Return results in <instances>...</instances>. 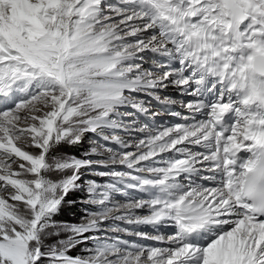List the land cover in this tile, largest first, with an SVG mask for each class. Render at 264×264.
<instances>
[{"label":"snow or ice","instance_id":"obj_1","mask_svg":"<svg viewBox=\"0 0 264 264\" xmlns=\"http://www.w3.org/2000/svg\"><path fill=\"white\" fill-rule=\"evenodd\" d=\"M169 87L188 123L125 124ZM88 133L101 159L53 155ZM0 264H264V0H0Z\"/></svg>","mask_w":264,"mask_h":264},{"label":"rangeland","instance_id":"obj_2","mask_svg":"<svg viewBox=\"0 0 264 264\" xmlns=\"http://www.w3.org/2000/svg\"><path fill=\"white\" fill-rule=\"evenodd\" d=\"M145 56H149V57L145 58V61H143L144 67L145 68L155 67V61H157L159 59V57L154 56V54H152V53H147V54H145ZM158 70L162 71V69H158ZM165 90L166 89H163L160 92L161 100L155 99L156 101L162 103L163 98L165 96L171 97V98L177 100L178 102L181 101L180 99H178L176 97L178 90H176L173 93H169V92H167V90L166 91ZM187 98H189V96H187ZM140 99H145L147 101L146 107L149 110V114L145 115L142 113H138V112H136V110L129 108L128 111L132 113V116L124 118L125 124H131V122L134 120L136 122L137 127H144L145 125H147L150 130L160 129V125H161L163 119L160 117H157V115H152V113H158V115L161 114L158 111V109L152 107L154 98L141 96ZM174 106L176 108H181L182 110L187 111L186 109L182 108L179 103L175 104ZM161 115H164V114H161ZM171 126H173V125H171ZM118 134L121 135V137L123 139L128 141L129 144L133 145V147L126 149V150L127 151H134L135 150V148H134L135 141H137L140 138H143L147 133H142V132L137 131V132H133V133L129 134V133H126V132L121 130L118 132ZM93 139H99V138L94 137V134H92V133H88V134H86V136L83 139L81 144H78L75 146L60 145L53 151V155L58 156V157H65V158L75 157L77 159H87V158L101 159L102 157L86 156V153H88L89 150L93 147V142H92ZM101 142L105 143L106 146H108V147H113V148L118 149L117 145L111 144L109 142H103V141H101ZM33 151H35V150H33ZM96 170L104 171L107 169L100 168L97 166ZM117 170L128 171L123 166H117ZM60 175H63V174H60ZM53 178L54 179L59 178V175H54ZM89 179L95 180L99 183L109 182V178L99 177V176L95 175L94 171H92V170L85 171V173L82 177V181L89 180ZM87 199H88V196H87L86 191L76 190V191L70 192L69 195L66 197V200L68 202L62 206L60 212L53 218L54 221H56L60 225H69V226L79 225L81 223H85L88 213L95 211L96 207H97L95 205L87 203ZM115 199L118 201H123L124 198L120 197V196H116ZM116 223L120 224L121 227H129L128 225L124 224L123 222H116ZM146 228H147V226H141L139 230L144 231V230H146ZM169 232H171V229H169ZM68 235H69V233L61 231L59 235L50 236L47 239L46 243L47 244H55L58 240L66 239L68 237ZM85 235H91V233H87ZM108 235H117V234L108 233ZM119 235L123 239L140 243V240L138 239V237L126 236L122 233ZM152 243H153L152 241H149L146 244H152ZM88 246L89 247L91 246V242H89ZM84 247H85V245L80 244L77 247L73 248L68 254L73 256V257L86 255V253L83 251Z\"/></svg>","mask_w":264,"mask_h":264},{"label":"bare ground","instance_id":"obj_3","mask_svg":"<svg viewBox=\"0 0 264 264\" xmlns=\"http://www.w3.org/2000/svg\"><path fill=\"white\" fill-rule=\"evenodd\" d=\"M147 57H149V56H145V58H147ZM166 90H167V92H169V93H173V92L176 91V89L171 88V87L167 88Z\"/></svg>","mask_w":264,"mask_h":264},{"label":"trees","instance_id":"obj_4","mask_svg":"<svg viewBox=\"0 0 264 264\" xmlns=\"http://www.w3.org/2000/svg\"><path fill=\"white\" fill-rule=\"evenodd\" d=\"M75 256V255H74Z\"/></svg>","mask_w":264,"mask_h":264}]
</instances>
